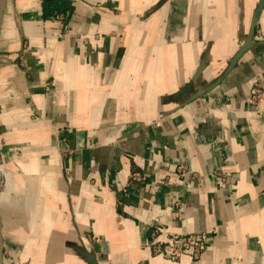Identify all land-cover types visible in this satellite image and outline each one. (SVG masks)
I'll return each instance as SVG.
<instances>
[{
    "label": "crops",
    "instance_id": "obj_1",
    "mask_svg": "<svg viewBox=\"0 0 264 264\" xmlns=\"http://www.w3.org/2000/svg\"><path fill=\"white\" fill-rule=\"evenodd\" d=\"M253 81L264 0H6L3 264H264ZM152 229L204 249L171 263Z\"/></svg>",
    "mask_w": 264,
    "mask_h": 264
},
{
    "label": "built area",
    "instance_id": "obj_2",
    "mask_svg": "<svg viewBox=\"0 0 264 264\" xmlns=\"http://www.w3.org/2000/svg\"><path fill=\"white\" fill-rule=\"evenodd\" d=\"M247 105L256 115H264V87L257 81H253L249 85ZM135 177L138 178L139 174H136ZM204 241V233H170L161 238L160 232L152 229L145 246L153 255L161 256L162 259L176 263L183 256L199 258L204 249Z\"/></svg>",
    "mask_w": 264,
    "mask_h": 264
},
{
    "label": "rangeland",
    "instance_id": "obj_3",
    "mask_svg": "<svg viewBox=\"0 0 264 264\" xmlns=\"http://www.w3.org/2000/svg\"><path fill=\"white\" fill-rule=\"evenodd\" d=\"M9 170L4 162L3 154L0 152V203L5 199L7 193V177L9 175ZM1 212H0V228H1ZM2 234V232H1ZM5 249H3L4 252ZM4 254V253H3Z\"/></svg>",
    "mask_w": 264,
    "mask_h": 264
},
{
    "label": "water",
    "instance_id": "obj_4",
    "mask_svg": "<svg viewBox=\"0 0 264 264\" xmlns=\"http://www.w3.org/2000/svg\"><path fill=\"white\" fill-rule=\"evenodd\" d=\"M6 0H0V24L2 19V13L4 9ZM0 264H3V241H2V235L0 232Z\"/></svg>",
    "mask_w": 264,
    "mask_h": 264
},
{
    "label": "trees",
    "instance_id": "obj_5",
    "mask_svg": "<svg viewBox=\"0 0 264 264\" xmlns=\"http://www.w3.org/2000/svg\"><path fill=\"white\" fill-rule=\"evenodd\" d=\"M54 6H55V7H58V6H57V3H56V4H54Z\"/></svg>",
    "mask_w": 264,
    "mask_h": 264
},
{
    "label": "bare ground",
    "instance_id": "obj_6",
    "mask_svg": "<svg viewBox=\"0 0 264 264\" xmlns=\"http://www.w3.org/2000/svg\"><path fill=\"white\" fill-rule=\"evenodd\" d=\"M159 257H161V256H159ZM165 260V259H164Z\"/></svg>",
    "mask_w": 264,
    "mask_h": 264
}]
</instances>
